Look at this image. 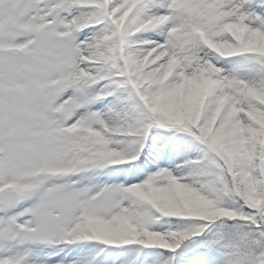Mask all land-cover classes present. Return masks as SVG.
<instances>
[{
  "label": "rangeland",
  "instance_id": "1",
  "mask_svg": "<svg viewBox=\"0 0 264 264\" xmlns=\"http://www.w3.org/2000/svg\"><path fill=\"white\" fill-rule=\"evenodd\" d=\"M236 3L184 0L170 13L173 25L157 35L134 28V0H0V264H40L33 254L55 246L68 249L62 264H264V196L252 189L254 224L235 215L247 196L231 170L243 176L252 155L242 138L264 131V99L253 98L248 77L264 75V53L253 47L263 33L255 32L254 10L230 21ZM245 27L254 29L247 39ZM133 39V48L155 40L176 56L171 77L182 88L171 118L125 83ZM222 40L245 45L225 54ZM88 50L100 53L104 72L86 69L98 64ZM211 55L222 62L212 64ZM107 74L127 91L111 125L100 111ZM213 96L218 108L208 101ZM107 127L112 133L104 135ZM157 132L190 145L188 176L151 166L145 153ZM219 159L233 180L232 187L223 181L220 205L213 195L191 194ZM257 161L264 186V145ZM178 202L194 214L187 223Z\"/></svg>",
  "mask_w": 264,
  "mask_h": 264
},
{
  "label": "bare ground",
  "instance_id": "2",
  "mask_svg": "<svg viewBox=\"0 0 264 264\" xmlns=\"http://www.w3.org/2000/svg\"><path fill=\"white\" fill-rule=\"evenodd\" d=\"M139 3V13H137L136 18V26L134 27L137 30L146 29L150 31L149 33H155L157 35L162 34L168 28L173 25L172 17L170 15L173 8H176L179 5H182L184 0H134ZM114 2V1H113ZM110 5V9L112 15L118 13L117 7H112ZM166 10L167 12L164 14L162 10ZM257 12L259 15L260 21L256 25V34H262V36H257L255 39L257 42L254 44V48L257 49L258 52L264 53L263 42H264V0H237L236 6H234V15L231 20L234 21H242L246 15H251V11ZM134 12V11H132ZM90 16L91 13H88ZM170 15V16H169ZM262 16V17H261ZM114 17V16H113ZM117 20V18L114 17ZM233 24V23H231ZM248 34L244 37L247 39L253 30H249L245 27ZM258 31V32H257ZM89 31L86 32L83 38V44L88 42L87 37ZM87 40V41H86ZM136 42L135 39L130 40L126 43L125 48V59L127 61V67H129L128 73L129 78L128 81L130 85H137V92L143 99H146V104H153L159 111L162 113L170 114L169 118L172 117V108L174 107V92L180 86L179 80L175 81L174 77H171V74L174 73V59L176 56H172L166 49L161 50L163 47L162 44L155 40H147L142 43L145 46H138L136 48L131 47V43ZM130 45V46H128ZM217 45L221 47V51L225 54H235V52H239L242 50L245 43L233 42L230 40H222V42H217ZM86 54L89 55V59L94 58L98 59V64H90L85 63L86 69L92 71V73H100L106 70L104 66V61L102 62L101 58H97L100 56L99 52L88 50ZM262 55V54H261ZM210 61L212 64H216L222 62L217 56L211 55ZM206 63H208L206 61ZM257 70V69H256ZM109 76V81L104 82L100 89L104 94H106L107 98L102 102V106L100 108L101 116L103 120H105L108 124H112L114 120L122 115L121 111V103H119L118 99L123 94H127V91L124 90L121 86H115L116 82L114 79L116 76L112 74H107ZM133 75H139L134 80L130 77ZM110 76L112 80L110 79ZM198 78L197 85L201 86L200 76H196ZM249 92L253 96V98H262L264 99V75L259 74V71H253L249 74ZM117 79V78H116ZM196 80L195 78H193ZM114 82V83H112ZM120 82V81H119ZM193 90H196V93H201L199 87H195ZM191 91V90H190ZM138 96V95H137ZM151 98V99H150ZM209 103L213 106L212 108H218L221 106V101L218 100L217 96L209 97ZM151 100V101H149ZM259 100V99H258ZM78 119L72 123L73 126L78 124ZM101 131L104 135H109L112 133L111 127L102 128ZM156 138L153 140V145L149 151L145 154H148L150 158L153 160L151 166L154 167L160 166L163 168H167L172 170L175 173L181 174L183 176H188L191 173V160L189 158L190 145L189 144H181L179 142H175L170 136L164 135L161 132H157L155 134ZM146 166V164H144ZM158 173L162 171L159 170ZM17 209L16 211H19ZM22 219L27 220L25 215H21ZM117 219V218H115ZM113 223V222H112ZM115 224L109 225L112 230H115ZM39 251L42 249L39 248ZM34 253L32 258L35 256L36 259L42 261L40 264H62V262L69 256L68 249L63 246H55L51 250L48 248L46 253L39 252ZM55 256V257H54ZM52 258H56L52 261ZM52 261V262H49Z\"/></svg>",
  "mask_w": 264,
  "mask_h": 264
},
{
  "label": "trees",
  "instance_id": "3",
  "mask_svg": "<svg viewBox=\"0 0 264 264\" xmlns=\"http://www.w3.org/2000/svg\"><path fill=\"white\" fill-rule=\"evenodd\" d=\"M242 140L245 143L247 151L250 153V155H252V157L250 159V163L244 171L243 176H241L239 172L240 170H235V167L231 168L233 176L234 178H236L237 184L243 186V189H245V195L247 196V201H245L244 203H240V209L237 210L235 215H240L242 218L248 216L249 220H246V223L254 224L255 220L257 219V212L255 209H253V207L256 206V203H254L255 201L252 198V189H254L255 186L258 187L261 192V195L264 196L263 176L258 168L257 161V154L264 145V131H262L260 136L252 134L247 138L243 137ZM219 169H221L222 171H219ZM242 178H247L246 182ZM223 181L224 183H228V185L232 187V177L227 173L223 159H219L217 169H208L199 176L198 184L196 185L195 189L191 194L192 196L200 195L208 198L213 195V200L219 203L220 205V203L225 200L227 194V190L223 191L224 194L222 193L221 185L223 184ZM188 201L189 198L187 199V203ZM175 210L180 215L179 220L183 221L184 223L190 221L191 217H193L194 215L190 212H186V210H184L183 208V205L179 202L177 203ZM230 211L231 210H226L227 213ZM194 235L198 239L197 244H200L202 242V236L196 233ZM187 243L188 242H184V244H182L181 250L183 248H185L184 250L187 249ZM197 247L198 246L193 247L192 244L188 245V249H195Z\"/></svg>",
  "mask_w": 264,
  "mask_h": 264
}]
</instances>
